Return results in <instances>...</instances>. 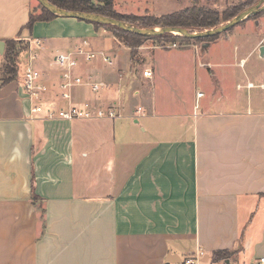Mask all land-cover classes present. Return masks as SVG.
<instances>
[{"label": "crops", "instance_id": "0c3cea01", "mask_svg": "<svg viewBox=\"0 0 264 264\" xmlns=\"http://www.w3.org/2000/svg\"><path fill=\"white\" fill-rule=\"evenodd\" d=\"M141 4L136 16L167 15L150 10L157 0L115 9L134 15ZM39 13L36 0H0V264H183L199 250L200 264H264V65L248 67L264 62V13L204 52L147 40L135 55L76 19L28 29ZM36 40L54 92L59 53L88 40L110 54L112 66L78 71L109 88H79L74 102L115 118L31 119L26 52L17 79L4 85L2 69L8 41ZM218 251L231 256L214 263Z\"/></svg>", "mask_w": 264, "mask_h": 264}, {"label": "trees", "instance_id": "16d2710c", "mask_svg": "<svg viewBox=\"0 0 264 264\" xmlns=\"http://www.w3.org/2000/svg\"><path fill=\"white\" fill-rule=\"evenodd\" d=\"M50 3L74 12H85V13H94L103 15L106 17L114 18L126 23L132 24L140 28H165V27H175L187 29L192 32H202L216 28L236 16L245 10L254 7L261 0H245L239 5L228 7L225 11H213L209 9L202 8L197 4H194L192 7L185 8L182 11L174 12L162 16H136V15H127L120 14L115 9V0H48ZM39 14H31L30 20L28 23V29L32 30L34 24L38 21H52L57 18L46 9H44L39 4ZM263 13L250 18L258 19ZM96 28H104L111 33H113L119 41L128 47L131 50L132 55L137 53V49L142 45L144 41L154 40L159 43L165 44H190L194 42L199 43H211L217 40L220 36L208 39L192 40L182 36L167 34L154 38H146L138 36L132 33L125 32L123 30L109 27L101 26L98 24H93ZM22 42L17 41H8L7 48L5 52V62L3 65V75L2 80L3 84H7L10 81H13L18 78L20 71V56L27 52L29 47H22ZM33 203L38 204L42 202V199L33 195ZM231 253L229 251H218L215 252L212 258L214 263L226 261L230 258Z\"/></svg>", "mask_w": 264, "mask_h": 264}, {"label": "built area", "instance_id": "2783aa9c", "mask_svg": "<svg viewBox=\"0 0 264 264\" xmlns=\"http://www.w3.org/2000/svg\"><path fill=\"white\" fill-rule=\"evenodd\" d=\"M41 45L42 42L38 40L30 43L22 83L24 93L33 103L31 119L75 121L107 116L115 118L113 111L106 113L103 109L95 110L93 105L88 102L83 104L74 102V92L79 88H87L95 94L109 88L106 82L95 79L93 75L84 76L78 71L83 64H92L96 61H102L105 65L112 66L114 59L110 54L93 50L88 40H83L67 52L59 53L54 60L60 71L57 91L54 92L45 82V73L37 67L39 56L37 51ZM163 47L179 49L187 47V44L163 43ZM144 76L151 78L152 71H145ZM252 86L248 85V88H252ZM202 96L204 94L199 92L198 97ZM204 256L205 253L199 250L193 256L188 257L183 264H200Z\"/></svg>", "mask_w": 264, "mask_h": 264}, {"label": "water", "instance_id": "95a60500", "mask_svg": "<svg viewBox=\"0 0 264 264\" xmlns=\"http://www.w3.org/2000/svg\"><path fill=\"white\" fill-rule=\"evenodd\" d=\"M44 9L52 13L57 17L62 18H70L76 19L79 21H83L90 24H98L101 26H109L114 27L120 30H123L128 33H132L138 36L146 37V38H154L167 34H173L182 36L192 40H200V39H208L220 36L231 29L237 27L238 25L246 22L250 18L257 16L261 13H264V0L259 1L257 5L252 8L245 10L240 13L238 16L233 18L232 20L210 30L202 31V32H192L187 29L175 28V27H165V28H140L134 26L132 24L126 23L124 21H120L114 18L106 17L99 14L94 13H85V12H74L69 11L63 8H60L48 0H36ZM2 46V44H1ZM210 43H202V52H204ZM261 54H264V48L260 50Z\"/></svg>", "mask_w": 264, "mask_h": 264}, {"label": "rangeland", "instance_id": "374dc122", "mask_svg": "<svg viewBox=\"0 0 264 264\" xmlns=\"http://www.w3.org/2000/svg\"><path fill=\"white\" fill-rule=\"evenodd\" d=\"M157 1H158V6L156 9H153V7L149 4L150 10L151 11L155 10L154 12L156 15L171 14L174 12H179L180 10H183L184 8L192 7L194 4H197L198 6L205 8V9L223 12L228 7L239 5L240 3L244 2L245 0H157ZM140 6H141V9L139 10V12H136V10L133 9L134 15H144L143 10L148 6L146 4H141ZM124 7L125 6L123 5V8ZM128 9H129V7H126L125 10H128ZM151 11H149V12H151ZM195 44H200V43L195 42ZM21 46L26 47L27 46L26 42H22ZM27 47H29V46H27ZM25 54L28 55L27 52ZM21 57H20V64H22L21 63ZM248 63H249L248 67L250 65H254V66L264 65L263 60H261L257 56L248 60ZM52 76L57 77L58 73L54 72L52 74Z\"/></svg>", "mask_w": 264, "mask_h": 264}]
</instances>
